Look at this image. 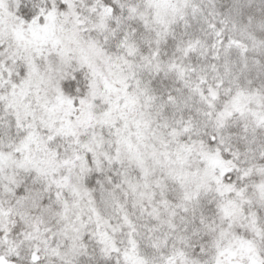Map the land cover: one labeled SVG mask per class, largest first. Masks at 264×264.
<instances>
[{
  "label": "snow or ice",
  "instance_id": "1",
  "mask_svg": "<svg viewBox=\"0 0 264 264\" xmlns=\"http://www.w3.org/2000/svg\"><path fill=\"white\" fill-rule=\"evenodd\" d=\"M0 264H264V0H0Z\"/></svg>",
  "mask_w": 264,
  "mask_h": 264
}]
</instances>
